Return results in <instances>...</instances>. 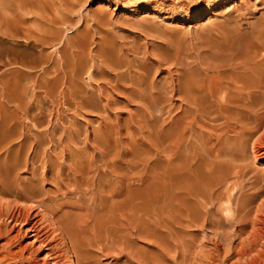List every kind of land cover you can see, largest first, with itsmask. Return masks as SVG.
Returning <instances> with one entry per match:
<instances>
[{"label": "rangeland", "instance_id": "rangeland-1", "mask_svg": "<svg viewBox=\"0 0 264 264\" xmlns=\"http://www.w3.org/2000/svg\"><path fill=\"white\" fill-rule=\"evenodd\" d=\"M263 33L264 0H0V264H242L262 253L263 126L217 138L205 119L178 135L186 117L172 88L204 59H244ZM19 205L30 212L23 224L10 216Z\"/></svg>", "mask_w": 264, "mask_h": 264}, {"label": "bare ground", "instance_id": "bare-ground-1", "mask_svg": "<svg viewBox=\"0 0 264 264\" xmlns=\"http://www.w3.org/2000/svg\"><path fill=\"white\" fill-rule=\"evenodd\" d=\"M263 26V25H262ZM260 30V29H259ZM262 30V29H261ZM30 32H33V31H30ZM30 35V34H29ZM28 35V36H29ZM37 35V34H36ZM263 35V37H264V33L262 34ZM31 36H33V35H31ZM36 37V36H35ZM34 37V38H35ZM250 37V36H249ZM254 37H256V35L254 36ZM253 37V38H254ZM31 38H33V37H31ZM28 38H26V40H27ZM30 40V39H29ZM33 40V39H32ZM35 40V39H34ZM244 40V39H243ZM258 40V41H257ZM36 41H39L40 42V40H36ZM237 41H239V40H237ZM236 41V42H237ZM33 42V41H32ZM256 42H258V43H255V44H251L250 45V47L248 46L247 48H248V50L246 49V56L244 57V59H242L241 60V58L240 57H242L243 58V56H239V60H236L237 58H238V55L240 54L241 55V53H240V51H237V50H230V52L229 53H226L225 55L223 54L222 56H220V54L217 56V57H219V59H213V60H211V59H209L208 61H205V59L203 60L204 62H202L201 64H203V63H205V65L202 67L201 65H199V67H197V68H195V67H190V68H187V70H186V75H185V78L183 79V83H184V85H183V87L181 86H178L177 87V85H178V83L176 84V83H174V84H176V87H174L173 86V88H172V90H174V91H182V93L180 94L181 96H180V98L178 97V99H180V104H178L179 105V107L181 106V109L180 110H182L181 112H182V114L183 113H185L184 115V117H186V120L183 118V120L184 121H186L185 122V124H184V126L182 127V128H180V130H179V134L178 135H183L184 134V132H185V130L187 129L188 131H186V132H188V134H189V130L195 125L194 123H200L201 125H203L204 123H203V120H205V119H208L209 121H212V122H210L211 123V127H213L214 128V130L216 131V130H218L219 132L217 133V138H219V136H221L222 134H221V131H227L228 129L229 130H234V131H241V130H243V131H247L246 133H248V136H249V133H251V132H253V130H257L258 128L260 129V127L261 126H263V129L261 130V132L259 133L258 132V130H257V132L259 133V138H260V140L259 141H261V139L262 140H264V42H260L259 43V39H256ZM41 43V42H40ZM35 44H37V42L35 43ZM42 44V43H41ZM45 44V43H44ZM231 44V43H230ZM32 45H33V43H32ZM248 45H249V43H248ZM27 46V45H26ZM36 46H38V45H36ZM227 46V45H226ZM247 46V45H246ZM28 48V47H27ZM136 48V47H135ZM224 48V47H223ZM230 48V47H229ZM240 48H242V47H240ZM41 49V48H40ZM122 49V48H121ZM232 49V48H231ZM38 50V49H37ZM130 50H132V49H130ZM75 51V50H74ZM88 51V50H87ZM92 51V50H91ZM225 51H226V48H225ZM244 51V50H243ZM29 53H30V51H28ZM39 52V51H38ZM42 52H43V50H42ZM132 52H134V51H132ZM224 52V51H223ZM35 53H37V52H35ZM41 53V52H40ZM39 53V54H40ZM74 53H76V51L75 52H73V54ZM135 53V52H134ZM154 53V52H153ZM32 54V53H31ZM30 54V55H31ZM38 54V53H37ZM42 54V53H41ZM156 54H158V53H156ZM243 54H244V52H243ZM29 55V54H28ZM72 55V54H71ZM149 55H151V54H149ZM90 56V55H89ZM96 56V55H95ZM148 55H146L145 57L146 58H148L147 57ZM211 56V55H210ZM92 57H93V55H92ZM98 58H99V56H97ZM103 57V56H102ZM101 56H100V59L102 58ZM144 57V58H145ZM151 57H153V56H151ZM213 57H216V56H213ZM110 58V57H109ZM149 58H150V56H149ZM163 58V57H162ZM91 59H93V58H91ZM95 59H96V57H95ZM99 59V60H100ZM103 59V58H102ZM102 59H101V61H102ZM125 59V58H124ZM152 59V58H151ZM151 59H149L150 61H151ZM154 59H156V55H155V57H154ZM160 59V58H159ZM167 59V58H166ZM165 59V60H166ZM109 60H111V59H109ZM122 60V59H121ZM126 61H127V59H125ZM134 60V59H133ZM140 59L138 58V61H139ZM148 60V59H147ZM40 62H41V60H39ZM100 61V62H101ZM137 61V60H136ZM153 61V60H152ZM150 62V63H154L153 65H156V63L155 62ZM35 62V61H34ZM91 62H93V61H91ZM140 62V61H139ZM138 62V63H139ZM148 62V61H147ZM160 62V60L157 62V63H159ZM11 63V62H10ZM19 63V62H18ZM27 63H28V60H27ZM37 63V62H36ZM102 63V62H101ZM108 64H109V62H107ZM125 63V62H124ZM127 63H129V62H127ZM132 63V62H131ZM134 63V62H133ZM133 63L131 64V65H133ZM144 63H145V61H144ZM149 63V64H150ZM163 63H164V61H163ZM199 63V62H198ZM43 65H45L44 63H42ZM91 64H93V63H91ZM103 64V63H102ZM102 64H101V66H102ZM146 64V63H145ZM103 65H105V63L103 64ZM111 65V64H110ZM150 65H152V64H150ZM152 65V66H153ZM160 65H161V63H160ZM40 66H42L41 64H40ZM39 66V67H40ZM65 65L63 64V68H65L64 67ZM91 66V65H90ZM139 66H141V65H139ZM159 66V65H158ZM21 67H22V65H21ZM26 67V66H25ZM24 67V68H25ZM98 67H99V65H98ZM111 67H113L112 65L110 66V68ZM135 67V66H134ZM144 67V66H143ZM156 67V66H155ZM160 67V66H159ZM38 68V67H37ZM42 68H45V66L44 67H42ZM47 68V67H46ZM46 68H45V70H46ZM104 68H105V66H104ZM126 68V67H125ZM124 68V69H125ZM136 68H138V69H140L139 67H137L136 66ZM142 68V67H141ZM33 69V68H32ZM31 69V70H32ZM58 69H60V68H58ZM57 69V70H58ZM96 69V68H95ZM107 69H108V67H107ZM112 69V68H111ZM129 69V73H130V71H131V68H128ZM30 70V69H29ZM34 70H35V68H34ZM42 70H44V69H42ZM41 71L40 69H39V71L43 74H46L45 72L46 71ZM65 70V69H64ZM101 70V69H100ZM106 70V69H105ZM113 71H115V72H117L115 69H112ZM198 70V71H197ZM202 71V73H203V75L204 76H201L202 74H201V72L200 71ZM63 71V70H62ZM62 71H61V75L63 76V74H62ZM119 71V70H118ZM132 71H133V69H132ZM131 71V72H132ZM138 71V70H137ZM197 71V72H196ZM31 72V71H30ZM66 73H67V71H65ZM102 72V71H101ZM119 72H121V71H119ZM125 72V71H124ZM136 72V71H135ZM199 72V73H198ZM59 73V72H58ZM58 73H57V75H58ZM118 73V72H117ZM137 73V72H136ZM184 73V72H183ZM197 73L198 74H201V75H197ZM28 74H29V71H28ZM65 74V73H64ZM89 74L90 75H92L93 76V74H99V70H98V72H96L95 71V73L94 72H92V71H89ZM103 74H106L107 75V73L105 72L104 73V71H103ZM109 74H110V72H109ZM115 74V73H114ZM113 73H112V75H114ZM119 74V73H118ZM127 74V73H126ZM147 74V73H146ZM56 75V76H57ZM60 75V76H61ZM96 75H94V77H96ZM134 75V74H133ZM35 76V75H34ZM56 76L54 77V78H56ZM65 76V75H64ZM104 76V75H103ZM110 76V75H109ZM123 76V75H122ZM145 76V75H144ZM41 77V76H40ZM40 77H39V80L37 81L35 78V80L37 81V82H39L41 79H40ZM59 77V76H58ZM75 77H76V75H75ZM94 77H92L93 79H95ZM107 78H108V75L106 76ZM120 77H121V73H120ZM134 77V76H133ZM132 77V78H133ZM135 77H136V75H135ZM138 78H137V80H138V84H143L142 85V89L139 91V93L141 94V95H143L144 93L147 95L148 93H150V92H152V88H153V80H151V83L152 84H149V82L146 80V77L147 76H145V77H142V76H137ZM42 78V77H41ZM61 78V77H60ZM67 78V77H66ZM69 78V77H68ZM110 78V77H109ZM123 79H124V77H122ZM122 78H121V80H122ZM127 79H128V76L126 77ZM33 79V78H32ZM37 79H38V77H37ZM43 79V78H42ZM45 79V78H44ZM59 79V78H58ZM64 80H65V77L63 78ZM100 79V78H99ZM111 79V78H110ZM113 79H116V78H113ZM118 79V78H117ZM153 79V78H152ZM125 80V79H124ZM129 80H130V78H129ZM180 80H181V78L179 79L178 78V81H179V83H180ZM67 81V80H66ZM73 81V80H72ZM102 81V80H101ZM112 81V80H111ZM116 81V80H115ZM123 81V80H122ZM126 81H128V80H125V82ZM33 82V81H32ZM36 82V83H37ZM43 81H40L38 84H40L41 85V83H42ZM48 82V81H47ZM58 82H60V81H58ZM98 82V81H97ZM103 82V81H102ZM34 83H35V81H34ZM73 83V82H72ZM103 83H106V82H103ZM122 83V82H121ZM181 83H182V81H181ZM33 84V83H32ZM42 84H44V83H42ZM59 84H61V83H59ZM64 84V83H63ZM62 84V85H63ZM74 84V83H73ZM99 84H101V83H99ZM107 84V83H106ZM109 84V83H108ZM119 84H120V82H119ZM119 84H116V86L117 85H119ZM123 85H124V83H122ZM136 84V83H135ZM173 84V85H174ZM36 85V84H35ZM35 85H34V87H35ZM45 85V84H44ZM65 85H66V83H65ZM97 85V84H96ZM112 85V84H111ZM125 85H128V84H125ZM32 86V85H31ZM38 85H36V87H37ZM43 86V85H42ZM101 86H105V84L103 85V84H101ZM113 86V85H112ZM115 86V85H114ZM114 86H113V88H114ZM133 86V85H132ZM107 87H110V86H107ZM118 87H121V86H118ZM128 87H129V85H128ZM128 87H126L125 86V88H127L128 89V91H129V88ZM38 88V87H37ZM65 88H66V86H65ZM67 88H69L68 86H67ZM99 88H100V85H99ZM98 88V89H99ZM102 89H103V87H101ZM101 88H100V91H103V90H101ZM112 88V87H111ZM113 88L112 89H110V90H113ZM122 88V87H121ZM121 88H120V90H121ZM132 87L130 86V89H131ZM135 88V87H134ZM139 88V87H138ZM119 89V88H118ZM122 89H124V86H123V88ZM49 90V89H48ZM63 89H61V91H62ZM125 90V89H124ZM171 90V89H170ZM105 91V90H104ZM113 91H117V92H121V91H118L117 89H116V87H115V90H113ZM64 92V91H63ZM74 92V91H73ZM127 92V91H126ZM134 92H136V91H134ZM71 93V92H70ZM177 93V92H176ZM175 93V94H176ZM79 94V93H78ZM81 94V93H80ZM132 94H134V93H132ZM152 94V93H151ZM171 94V93H170ZM44 95H47V94H44ZM49 95H50V91H49ZM74 95H75V92H74ZM77 95V94H76ZM75 95V96H76ZM137 95V94H136ZM153 95V94H152ZM71 96V95H70ZM162 96V95H161ZM172 96V95H171ZM77 97V96H76ZM139 97V96H138ZM138 97H136V98H138ZM147 97H148V95H147ZM160 97V96H159ZM177 97V95L175 96V98ZM73 98V97H72ZM78 98V97H77ZM85 98H87V97H85ZM140 98H142V96L140 97ZM144 98V97H143ZM150 98V97H149ZM172 98V97H171ZM20 99V98H19ZM75 98H73V100H74ZM29 100V99H28ZM78 99H76V101H77ZM87 100V99H86ZM141 100H145V99H141ZM7 102H9L10 100H6ZM5 101V102H6ZM15 101V100H14ZM22 101V100H21ZM72 101V100H71ZM147 101V100H146ZM171 101V100H170ZM6 102V103H7ZM11 102V101H10ZM10 102H9V104H10ZM28 102V101H27ZM30 102V101H29ZM28 102V103H29ZM68 102V101H67ZM78 102V101H77ZM76 102V103H77ZM182 102H183V104H182ZM12 103V102H11ZM9 104H7V105H9ZM15 104V103H14ZM149 104V103H148ZM16 105V104H15ZM14 105V106H15ZM77 105V104H76ZM20 106V105H19ZM22 106H23V103H22ZM27 107V106H26ZM26 107H25V109H26ZM18 108V107H17ZM80 108V107H79ZM78 108V109H79ZM96 108V107H95ZM19 109H21V108H19ZM24 109V106H23V110H25ZM178 109V108H177ZM14 110V109H13ZM27 110V109H26ZM1 111H3V110H0V112ZM11 112H14V111H11ZM18 112V111H17ZM26 112V111H25ZM21 113H23L22 112V110H21ZM21 113H20V115H21ZM27 113V112H26ZM29 113V112H28ZM1 114H3V113H1ZM10 115H12V113H10ZM28 115V114H27ZM30 115V114H29ZM179 115H180V113H179ZM179 115H177V118H178V116ZM9 115H7V117H8ZM13 116V115H12ZM21 116H23V115H21ZM25 116V115H24ZM6 117V116H5ZM6 117V118H7ZM15 117V116H14ZM26 118H27V116H26ZM31 118V117H30ZM176 118V117H175ZM188 119V120H187ZM208 120H206V121H208ZM22 121H24V120H22ZM175 121V120H174ZM18 123L20 122V121H17ZM171 123V122H170ZM169 123V124H170ZM12 124V123H11ZM25 124V123H24ZM23 124V125H24ZM176 124V123H175ZM200 124H198V125H200ZM15 125V124H14ZM14 125H10L11 126V128H12V126H14ZM22 125V124H21ZM22 125V126H23ZM171 126H172V124H170ZM174 125V124H173ZM177 125V124H176ZM175 125V126H176ZM9 126V127H10ZM27 126V125H26ZM174 126V127H175ZM28 127V126H27ZM188 127L190 128V129H188ZM197 127V126H196ZM26 128V127H25ZM24 128V129H25ZM199 128V127H198ZM20 129V128H19ZM27 129V128H26ZM28 129H29V127H28ZM204 129V128H203ZM219 129H221V131L219 130ZM237 129V130H236ZM9 130H11L12 131V129H10L9 128ZM16 130H18V129H16ZM22 130H23V128H22ZM172 130V129H171ZM194 130V129H193ZM192 130V133L194 134V136L196 135V136H198L197 138H200L201 137V135H200V133H199V135H198V133H196L197 131H193ZM195 130H197V129H195ZM205 130H207L206 128H205ZM0 131H1V129H0ZM4 131V130H3ZM24 131V130H23ZM23 131H22V133H23ZM36 131H38V130H36ZM191 131V130H190ZM16 132H18V131H16ZM19 132H20V130H19ZM18 132V133H19ZM34 133H35V130L33 131ZM203 132H206V131H204L203 130ZM202 132V133H203ZM210 132H213V131H210ZM230 132V131H229ZM256 132V133H257ZM1 133V132H0ZM3 133H5V132H3ZM18 133L16 134V135H18ZM192 133H190V134H192ZM226 133H228V131L226 132ZM225 133V134H226ZM245 133V134H246ZM36 134V133H35ZM187 134V135H188ZM192 134V135H193ZM221 134V135H220ZM255 134V133H254ZM254 134H252L253 136H254ZM7 135V134H6ZM28 135V134H27ZM37 135H39V134H37ZM36 135V136H37ZM229 135V134H228ZM9 136V135H8ZM22 136V135H21ZM50 136H51V133H50ZM195 136V137H196ZM10 137V136H9ZM19 137H20V134H19ZM33 137V136H32ZM31 137V138H32ZM40 137V136H39ZM179 137V136H178ZM191 138H193L192 136H190ZM204 137H206V136H204ZM225 137V135L222 137V138H224ZM234 137V136H233ZM245 137V136H244ZM13 138V137H12ZM22 138H23V136H22ZM29 138H30V136H29ZM37 138H38V136H37ZM187 138V137H186ZM191 138L189 139V140H191ZM196 138V139H197ZM212 138V137H211ZM214 138V137H213ZM212 138V139H213ZM231 138V137H230ZM236 138H238V137H236ZM251 138V137H250ZM16 139H17V137H16ZM27 139V141H28V137L26 138ZM25 139V140H26ZM200 139H202V138H200ZM200 139H198V141L200 140ZM208 139H209V137H208ZM215 139V138H214ZM234 139V138H233ZM8 140V139H7ZM13 140V139H12ZM12 140H10V142L9 141H7V142H9V144L11 143V141ZM25 140L23 141V143L25 142ZM172 140H174V142L176 143V144H178L179 142H181L182 140L181 139H173L172 138ZM187 140V139H186ZM185 139H184V141H186ZM194 140H195V138H194ZM194 140H192L193 142H194ZM218 140V139H217ZM225 140V139H224ZM251 139H249V141H250ZM14 141V140H13ZM19 141V140H18ZM38 141L39 140H37V144H38ZM222 141H223V139H222ZM227 141V140H226ZM229 141V140H228ZM230 141H232L231 139H230ZM248 141V142H249ZM258 140H257V142H259ZM7 142H5V143H7ZM16 142V141H15ZM56 142V141H55ZM187 142H189V141H187ZM195 142H197V140H195ZM217 142V141H216ZM238 142V141H237ZM245 142V141H244ZM262 142V141H261ZM17 143V142H16ZM22 143V142H21ZM31 142H29L28 144V148H27V150L30 148L29 146L31 145L30 144ZM34 143V142H33ZM183 143V142H182ZM182 143H180L181 145H182ZM200 143H203L202 141H200ZM229 143V142H228ZM263 143V146H264V142H262ZM26 144V143H25ZM34 144H36V142L34 143ZM41 144V143H40ZM189 144H191V142L189 143ZM197 144H199L198 142H197ZM244 144V143H243ZM249 144V143H248ZM247 144V145H248ZM256 143H254V145H255ZM4 145V144H3ZM12 145L13 144H11L10 146L12 147ZM22 145V144H21ZM33 145V144H32ZM180 145V146H181ZM188 145V144H187ZM256 145H258V144H256ZM27 146V145H26ZM34 146V145H33ZM40 146V145H39ZM178 146V145H177ZM179 146V147H180ZM204 146V145H203ZM222 146H224L223 144H222ZM226 146V145H225ZM236 146V145H235ZM243 146V145H242ZM245 146V145H244ZM249 146V145H248ZM262 146V145H261ZM2 147V146H1ZM5 147H6V144H5ZM18 147H19V145H18ZM17 147V148H18ZM23 147V146H22ZM201 147V146H200ZM211 147V146H210ZM229 147V146H228ZM255 147V146H254ZM257 147H259V145L257 146ZM178 148V147H177ZM224 148V147H223ZM241 148V147H240ZM261 148V147H260ZM2 149V148H1ZM4 149V148H3ZM2 149V150H3ZM19 149V148H18ZM32 150H33V147L31 148ZM213 149V148H212ZM246 149V148H245ZM257 149V148H256ZM259 149V148H258ZM257 149V150H258ZM5 150V149H4ZM13 150H14V148H13ZM22 149H21V147H20V151H21ZM31 150V151H32ZM176 150V149H175ZM174 150V151H175ZM231 150V149H230ZM241 150H242V148H241ZM255 150V149H254ZM7 151V150H6ZM10 151V150H9ZM12 151V150H11ZM20 151H19V153L17 154V155H19L20 154ZM184 151V150H183ZM227 151V150H226ZM249 151H250V149H249ZM5 152V151H4ZM4 152H2V153H4ZM14 152V151H13ZM17 152V151H16ZM27 152V151H26ZM36 151L34 150V154L33 155H35L36 153H35ZM176 152V151H175ZM180 152H182V151H180ZM230 152V151H229ZM238 152V151H237ZM242 152V151H241ZM255 152H257V151H255ZM1 153V152H0ZM2 153L0 154L1 156H2ZM8 153V152H7ZM231 153H232V151H231ZM258 153V152H257ZM263 153V152H262ZM12 154V153H11ZM27 154V153H26ZM25 154V157L27 156ZM173 154H174V152H173ZM177 154V153H176ZM239 154H240V152H239ZM260 154V153H259ZM8 155H10V154H8ZM15 155V154H14ZM21 155H22V153H21ZM29 155H31V154H29ZM205 155V154H204ZM207 155V154H206ZM251 155V154H250ZM264 155V154H263ZM3 156H4V154H3ZM221 156V155H220ZM258 156V155H257ZM5 157V156H4ZM12 157V156H11ZM176 157V155L174 156V158ZM208 157V156H207ZM239 157H241V156H239ZM259 157V156H258ZM177 158V157H176ZM220 158V157H219ZM248 158V157H247ZM12 159V158H11ZM22 159V158H21ZM189 159H191V158H189ZM245 159V158H244ZM22 160H24V157H23V159ZM21 160V161H22ZM195 159H193V161H194ZM236 159H234L233 161H235ZM240 160V159H239ZM18 161V160H17ZM24 162V161H23ZM25 162H27V161H25ZM192 162V161H191ZM232 163V162H231ZM189 164H190V162H186V163H183V165L185 166V169L189 166ZM16 165V164H15ZM8 169V168H7ZM6 169V170H7ZM182 169V168H181ZM181 169H180V171H181ZM189 169V168H188ZM194 169V168H193ZM241 170V169H240ZM179 171V170H178ZM183 172V171H182ZM175 174V173H174ZM238 176V175H237ZM42 177H44V176H42ZM239 177V176H238ZM2 181H3V179H2ZM261 181V180H260ZM4 184H7V183H4ZM4 184H3V187H4ZM6 187H7V185H6ZM17 187V186H16ZM200 188V187H199ZM0 189H1V187H0ZM2 190H4L3 188H2ZM6 191V190H5ZM10 191V190H9ZM15 191V190H14ZM13 191V192H14ZM18 191V190H17ZM34 190H32V192H33ZM32 192H31V194H32ZM260 192V191H259ZM258 192V193H259ZM1 193L3 194L4 192H2L1 191ZM7 193V192H6ZM6 193H4V194H6ZM9 193H11L12 194V192L10 191ZM35 194H36V192H34ZM21 194V193H20ZM24 193H22V195H23ZM28 194V193H27ZM35 194H33V196L31 195V197H35ZM7 195V194H6ZM9 195V194H8ZM16 196H18L17 195V193L15 194ZM26 195V194H25ZM13 197V196H12ZM28 197H30V196H26V198H28ZM31 197L29 198L30 200H32L31 199ZM15 198V197H14ZM24 198H25V196H24ZM36 198V197H35ZM16 200H17V197L15 198ZM22 199V198H21ZM253 199V198H252ZM12 200H14V199H12ZM18 200H19V198H18ZM24 200V199H23ZM28 200V199H27ZM34 200V199H33ZM22 201V200H21ZM240 201V200H239ZM14 202H15V200H14ZM129 202V201H128ZM9 203V202H8ZM12 203V202H11ZM23 204V203H26V201H22V202H20V204ZM18 204V203H17ZM16 204V205H17ZM246 204V203H245ZM242 205V204H241ZM9 206V205H8ZM13 205H11V207H12ZM18 206V205H17ZM20 206H22L23 207V205H19V207H14V209L12 210V213H11V215L10 216H12L13 218H15V219H17V221L18 220H21V222L22 221H29L28 219H29V216H30V212L28 211L29 210V208H26V210L28 211H26V210H23V208H25V207H21L20 208ZM122 206V205H121ZM40 207H41V204H40ZM40 207H39V209H40ZM42 209V208H41ZM130 209V208H129ZM37 211H38V208L36 209ZM116 210H117V208H116ZM201 210V209H200ZM10 211H11V209H10ZM10 211H8V213L10 212ZM39 212V211H38ZM7 213V214H8ZM42 213V212H41ZM6 214V215H7ZM38 215H39V213H37ZM31 215H32V213H31ZM206 215V214H205ZM34 216V215H33ZM117 216V215H116ZM119 216V215H118ZM121 216V215H120ZM123 216V215H122ZM3 217V216H2ZM40 217H43L42 215H40ZM105 217H106V215H105ZM104 217V218H105ZM14 219V220H15ZM37 219H38V217H37ZM41 218H39V220H40ZM262 219V218H261ZM8 220H9V217H8ZM254 220V219H253ZM257 220V219H256ZM259 220H260V218H259ZM259 220H258V222H259ZM12 222H13V220H11ZM44 221V220H43ZM16 222V221H15ZM19 222V221H18ZM35 222V221H34ZM38 222V221H37ZM17 223V222H16ZM24 222H22V224H23ZM26 224H29V223H27V222H25ZM253 224V223H252ZM254 224H256L255 222H254ZM254 224L252 225V226H254ZM14 225V224H13ZM258 225V224H257ZM20 226V225H19ZM241 226V225H240ZM259 226V229H260V225H258ZM11 227V226H10ZM45 227V226H44ZM243 226H241V228H242ZM255 227H257L256 225H255ZM255 227H254V229H255ZM263 227H264V225H263ZM27 228H29V227H27ZM30 228H32V230H34V235L33 236H36V238L37 239H39V243L40 242H44L40 237H38L37 236V234L39 233H37V229H36V227L35 226H33V225H31V227ZM99 228V227H98ZM45 229V228H44ZM104 229V228H103ZM259 229H257L258 231H255V230H253L252 229V231H254V232H252L251 234L253 235V233H259ZM263 230H264V228H262ZM10 230V229H9ZM30 230V229H29ZM262 230V231H263ZM250 232V231H249ZM260 232H261V230H260ZM264 232V231H263ZM262 232V233H263ZM22 234V233H21ZM254 234V235H255ZM260 234V233H259ZM69 235V234H68ZM67 235V236H68ZM94 236V235H93ZM258 236V235H257ZM253 237V236H252ZM261 237H262V239H264L263 238V236L261 235ZM35 238V237H34ZM35 238V239H36ZM69 238H70V236H69ZM69 238H68V240H69ZM258 238H260L259 236H258ZM258 238H256V235H255V239H257L258 240ZM261 239V240H262ZM71 240V239H70ZM257 240H254V242L255 243H257V242H259V240L257 241ZM72 241V240H71ZM82 241V240H81ZM92 241V240H91ZM69 242V241H68ZM252 242V241H251ZM250 242V246L252 245V243ZM83 244H84V242H82ZM71 244H73V243H71ZM87 244H88V242H87ZM249 244V243H248ZM248 244H247V247H245L244 245V248H248L249 246H248ZM43 245V244H42ZM78 245V244H77ZM84 245H86V244H84ZM89 245V244H88ZM254 245V244H253ZM256 245V244H255ZM259 245H260V243H259ZM46 246V245H45ZM81 246V245H80ZM257 246V245H256ZM262 246V245H261ZM73 246L71 245V248H72ZM78 247V246H77ZM75 248V249H78V248ZM86 247H89V246H85V249H86ZM251 247H255V246H251ZM263 247V246H262ZM80 248V247H79ZM242 248V247H241ZM260 248V249H259ZM23 249V248H22ZM84 249V248H83ZM248 249H250V248H248ZM258 249L261 251V250H263L264 249V247H263V249H261V247L260 246H258ZM88 250V249H87ZM251 250H253V252H255V250H256V252L255 253H257V249H256V247H255V250L254 249H251ZM75 251H77V250H75ZM241 251V250H240ZM46 252V251H45ZM248 252V251H247ZM259 252V251H258ZM264 251H262V253L260 252V254H264L263 253ZM46 253H49L48 251L46 252ZM52 252H50V254H51ZM57 253V252H56ZM243 253H245L244 252V250H243ZM248 253H251L250 252V250H249V252ZM14 254V253H13ZM53 254H55V253H53ZM60 254V253H59ZM75 254H77L76 252H75ZM84 254V253H83ZM86 254V253H85ZM240 254V253H239ZM239 254H237V256H238V260L241 258H239ZM252 254V253H251ZM251 254H248V255H250L249 257L250 258H242L243 259V261H242V264H264V263H262V259H260V254L259 253H257L260 257L259 258H257L258 257V255H257V257H253V255H251ZM254 254V253H253ZM52 255V254H51ZM56 255V254H55ZM61 255V254H60ZM241 255V254H240ZM244 255V254H243ZM57 256V255H56ZM59 256V255H58ZM63 256V255H62ZM66 256V255H65ZM68 256V255H67ZM73 256V255H72ZM80 256V255H79ZM242 256V255H241ZM245 256V255H244ZM247 256V255H246ZM255 256H256V254H255ZM45 257H46V255H45ZM248 257V256H247ZM58 258V257H57ZM57 258H55V259H57ZM62 258V257H61ZM76 258V257H75ZM83 258H85V256H83ZM89 258V257H88ZM261 258H263V256L261 257ZM49 259V258H48ZM53 259V258H52ZM58 259H60V258H58ZM57 259V260H58ZM63 259H65L64 258V256H63ZM69 259H70V257H69ZM69 259H66V260H69ZM264 259V258H263ZM45 260V259H44ZM51 260V259H50ZM54 260V259H53ZM53 260H52V262H53ZM61 260V259H60ZM60 260H58V261H60ZM76 260H78L77 258L75 259V262H76ZM54 261H56V260H54ZM65 261V260H64ZM264 261V260H263ZM49 262V261H48ZM70 262H72L71 260L69 261V263L67 262V264H70ZM50 263V262H49ZM60 264H61V262H59ZM238 263H240V262H238ZM52 264H57V262H55V263H52ZM76 264V263H75ZM79 264V263H78ZM235 264V263H234ZM236 264H237V262H236Z\"/></svg>", "mask_w": 264, "mask_h": 264}]
</instances>
